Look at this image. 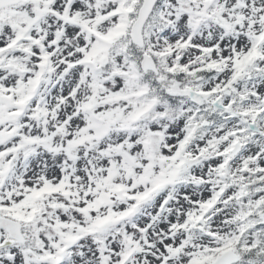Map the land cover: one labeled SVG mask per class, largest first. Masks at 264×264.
Segmentation results:
<instances>
[{
    "label": "snow or ice",
    "instance_id": "snow-or-ice-1",
    "mask_svg": "<svg viewBox=\"0 0 264 264\" xmlns=\"http://www.w3.org/2000/svg\"><path fill=\"white\" fill-rule=\"evenodd\" d=\"M0 264H264V0H0Z\"/></svg>",
    "mask_w": 264,
    "mask_h": 264
}]
</instances>
